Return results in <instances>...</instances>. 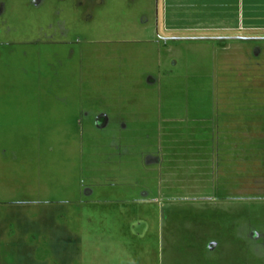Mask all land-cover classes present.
<instances>
[{
    "label": "rangeland",
    "instance_id": "374dc122",
    "mask_svg": "<svg viewBox=\"0 0 264 264\" xmlns=\"http://www.w3.org/2000/svg\"><path fill=\"white\" fill-rule=\"evenodd\" d=\"M0 0V264H264V7Z\"/></svg>",
    "mask_w": 264,
    "mask_h": 264
},
{
    "label": "trees",
    "instance_id": "16d2710c",
    "mask_svg": "<svg viewBox=\"0 0 264 264\" xmlns=\"http://www.w3.org/2000/svg\"><path fill=\"white\" fill-rule=\"evenodd\" d=\"M259 7H264V0H242V14L244 16L255 15Z\"/></svg>",
    "mask_w": 264,
    "mask_h": 264
}]
</instances>
